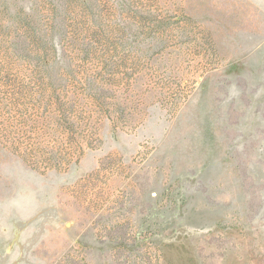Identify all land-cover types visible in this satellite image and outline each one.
I'll return each mask as SVG.
<instances>
[{
  "label": "rangeland",
  "instance_id": "1",
  "mask_svg": "<svg viewBox=\"0 0 264 264\" xmlns=\"http://www.w3.org/2000/svg\"><path fill=\"white\" fill-rule=\"evenodd\" d=\"M0 264H264V0H0Z\"/></svg>",
  "mask_w": 264,
  "mask_h": 264
},
{
  "label": "trees",
  "instance_id": "2",
  "mask_svg": "<svg viewBox=\"0 0 264 264\" xmlns=\"http://www.w3.org/2000/svg\"><path fill=\"white\" fill-rule=\"evenodd\" d=\"M33 19L34 18H32L30 16H27V15H26V17L19 16V17L16 18V20H15L13 25L15 27H17V28L20 27V26H21V28L23 26H25L27 28L28 32H30V37L32 38L31 41H34L36 39L38 40V38L40 40L41 38H40L39 33H38L39 29L37 28V26L34 23ZM35 37H36V39H35ZM40 44H42V43H40ZM42 48L44 49V47H41L40 49H42ZM31 56H33V55L31 54L29 58H31L32 60L30 59V61L33 62V59H35V56H33V57H31Z\"/></svg>",
  "mask_w": 264,
  "mask_h": 264
}]
</instances>
